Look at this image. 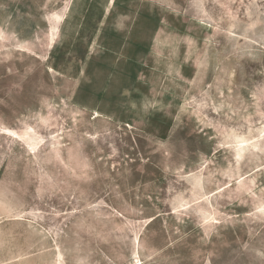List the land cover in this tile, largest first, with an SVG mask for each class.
<instances>
[{"label": "rangeland", "instance_id": "rangeland-1", "mask_svg": "<svg viewBox=\"0 0 264 264\" xmlns=\"http://www.w3.org/2000/svg\"><path fill=\"white\" fill-rule=\"evenodd\" d=\"M0 264H264V0H0Z\"/></svg>", "mask_w": 264, "mask_h": 264}]
</instances>
